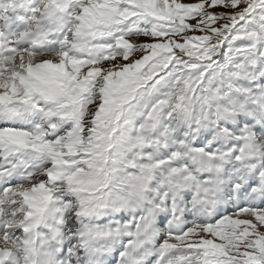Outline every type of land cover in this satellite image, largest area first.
Listing matches in <instances>:
<instances>
[{
    "label": "snow or ice",
    "instance_id": "snow-or-ice-1",
    "mask_svg": "<svg viewBox=\"0 0 264 264\" xmlns=\"http://www.w3.org/2000/svg\"><path fill=\"white\" fill-rule=\"evenodd\" d=\"M0 264H264V0H0Z\"/></svg>",
    "mask_w": 264,
    "mask_h": 264
},
{
    "label": "rangeland",
    "instance_id": "rangeland-1",
    "mask_svg": "<svg viewBox=\"0 0 264 264\" xmlns=\"http://www.w3.org/2000/svg\"><path fill=\"white\" fill-rule=\"evenodd\" d=\"M183 2H185V3H191V2H194V0H183Z\"/></svg>",
    "mask_w": 264,
    "mask_h": 264
}]
</instances>
